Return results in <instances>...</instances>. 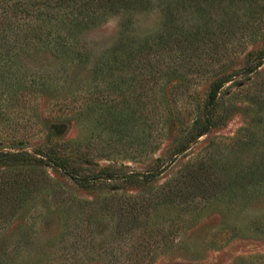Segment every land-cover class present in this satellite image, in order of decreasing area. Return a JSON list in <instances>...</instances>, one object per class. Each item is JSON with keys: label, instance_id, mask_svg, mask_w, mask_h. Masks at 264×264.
<instances>
[{"label": "rangeland", "instance_id": "rangeland-1", "mask_svg": "<svg viewBox=\"0 0 264 264\" xmlns=\"http://www.w3.org/2000/svg\"><path fill=\"white\" fill-rule=\"evenodd\" d=\"M244 13L247 15L244 19L254 15L250 10ZM122 20V15L110 16L81 34L68 59L47 49L38 52L34 61H23V69L28 72L27 84L42 75L50 78L45 80L47 88L41 89L29 105L17 106L12 101L0 104V147L16 151L22 142L24 150L32 152L45 144L54 131L75 147L73 156L78 162L75 173L79 178L91 179L102 170L120 175L159 166L166 171L154 183L142 187L112 180L80 189L61 170L44 165L46 175L54 182L44 185L45 188L21 209L15 207L14 196L8 201L0 196V264H99L89 252L90 248L88 253L82 250L84 244L76 249V235L87 234L96 243L105 240L114 225L111 214L117 212L115 207L120 202L147 199L170 181H178L192 164L200 161L210 146L217 155L224 152L217 142L222 141L227 146L225 156L233 157L225 164L224 170L229 174L242 175L243 171L249 174L262 159L264 60L257 56L264 47V26L259 32L247 31L237 36L235 44L228 46L229 56L222 65L202 60L197 64V71L184 73L186 82L182 88H174L180 83L176 80L178 74L174 79L169 78L155 102L156 110L163 109L171 118L164 128L155 125L148 131L144 129L146 124L142 127L141 122L130 121L128 114L124 117L119 114L125 94L128 97L130 91H137V85L134 89L131 87L140 77L129 73L124 83L116 70L110 74L98 69L103 56L109 54L122 36ZM162 21L157 5L153 10L136 12L135 37L144 39L157 33ZM84 52L87 53L85 57ZM215 66H224L225 73L238 71L239 74L220 93L213 130L178 154L180 145L186 143L185 130L193 122L195 110L203 107L207 98L212 77L202 73L207 69L213 71ZM107 84L112 86L111 91L105 88ZM108 97L113 100L115 110L109 113L116 121L123 118L111 128L105 123L108 110L101 105ZM87 99L101 104L93 101L74 116L56 121L62 119L59 112L66 110L68 104L80 108ZM131 106L129 104L128 108L132 109ZM176 115L184 118V132L175 121ZM136 124L139 127L134 126ZM241 136L247 145L235 151L231 143ZM120 140L126 145L116 142ZM149 141L150 146L147 145ZM20 170V167L0 164V177ZM242 186L241 195L234 201L217 200L205 210L191 211L183 216L171 213L167 207L153 206L149 218L145 219L146 225H142L146 234L158 240L142 247L156 251L150 264H264V186L260 188L250 180L244 181ZM59 191L64 196L55 194ZM64 199L67 200L65 204ZM92 206L104 214V222L89 231L82 226L86 217L83 211ZM73 249L78 253L82 250L83 256L76 253L77 258L72 257Z\"/></svg>", "mask_w": 264, "mask_h": 264}, {"label": "trees", "instance_id": "trees-1", "mask_svg": "<svg viewBox=\"0 0 264 264\" xmlns=\"http://www.w3.org/2000/svg\"><path fill=\"white\" fill-rule=\"evenodd\" d=\"M155 5L159 6L162 15V26L150 37L138 39L133 32L135 14L138 11L153 10ZM247 10L253 11L254 15L244 19L247 17L244 13ZM113 15L123 16L122 36L109 54L103 56L98 69L110 74L116 70L124 83L127 82L129 73L140 77L131 87L134 89L137 85V91H130L128 97L125 94L119 114L123 117L128 114L130 121L141 122L142 127L146 124L144 129L151 131L155 125L164 128L171 118L163 109L156 110L155 102L162 95L168 79H174L178 74L176 80L180 83L174 88L179 89L186 82L184 73L188 75L189 72L197 71L200 61L220 65L227 61L228 46L235 44L237 36L247 31L259 32L264 26V0H0V104L12 101L17 106H25L26 103L29 105L41 89L47 88L45 80L50 78L47 75L27 84L28 72L23 69L25 59L34 61L39 55L38 52L47 49L68 59L73 54L81 34ZM82 54L84 57L87 55L86 52ZM257 57L264 60V47ZM112 61L117 65H113ZM223 69L224 66H215L213 71L207 69L202 73L212 77L207 98L203 107L195 110L194 120L185 130L186 143L180 145L178 154L185 151L187 145L208 135L215 127L220 93L239 74L238 71L225 73ZM105 88L111 91L112 86L107 84ZM162 98L163 96L159 100ZM91 100L87 99L80 108L68 104L66 110L59 112L58 116L62 119L56 121L63 120L64 116H74L78 111L88 108L93 101L97 105L101 104ZM127 103L132 104V109L128 108ZM101 105H105L108 110L105 119L107 128L123 120L119 117L120 120L116 121L114 115L109 113L115 111L112 99H104ZM175 121L184 132V118L176 115ZM134 126L139 127V124ZM116 142L125 143L122 140ZM23 144L20 142L16 151L0 147V164L21 168L17 173L0 177V196L5 201L14 196L17 210L42 191L44 185H52L54 182L43 169L46 164L61 170L80 189L112 180L142 187L151 185L166 171V168L159 166L120 175L114 171L102 170L91 179H82L75 173L78 167L77 159L73 156L75 147L72 142H66L54 131L50 133L45 144L32 152L24 150ZM150 144L151 141L147 143L149 146ZM217 144H220L224 152L217 155L210 146L206 149L205 157L192 164L185 175L178 181L165 184L155 195L117 204V212L111 214L114 225L105 240L96 243L87 234L77 233L76 249L84 244L82 250L86 252L90 248L89 252L99 260V264H150L156 251L142 247L153 245L158 240L153 235L146 234L147 230H143L142 225H146L145 219L149 218V210L153 206H164L171 213L183 216L191 211L205 210L210 203L217 200L234 201L241 195L244 181H254L260 188L264 186V154L255 163V168L249 170V174L244 171L242 175L229 174L224 170L225 164L233 157L225 156L227 146L222 141ZM231 144L235 151L247 145L242 136L234 139ZM157 164L158 162L155 165ZM59 192L55 193L58 197L64 196ZM66 201L64 199L63 203H67ZM83 213L86 217L82 226L89 228V231L104 222V214L98 207L85 208ZM81 251L78 253V250L73 249L72 257L77 258L76 253L83 256Z\"/></svg>", "mask_w": 264, "mask_h": 264}]
</instances>
